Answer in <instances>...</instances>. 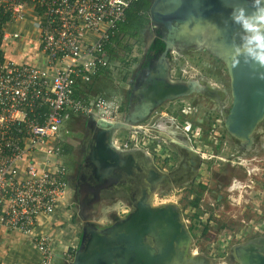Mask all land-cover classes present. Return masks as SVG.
<instances>
[{
	"label": "rangeland",
	"instance_id": "374dc122",
	"mask_svg": "<svg viewBox=\"0 0 264 264\" xmlns=\"http://www.w3.org/2000/svg\"><path fill=\"white\" fill-rule=\"evenodd\" d=\"M263 21L264 17L260 22H250L246 25L243 40L248 39L253 31L260 28ZM179 30L180 28L177 31ZM216 31L215 27L211 26L198 36L190 31L185 35L175 34V38L169 42L171 44L169 59L164 61V72L169 75L171 71L172 74H176L179 70L183 74H189L185 76L187 79L201 80V85L202 80H213L219 87L223 86L221 97L220 92L217 91L210 94L198 93L200 84L194 80L189 81L191 86L196 87V89L190 88L191 95L197 93L209 96L214 101L211 109L200 110V107H195L194 112L200 110L202 114L198 115L204 114L205 117H198L195 113L194 117L185 118L196 129L192 132L191 141L182 140L177 134L173 135L161 129L159 133L150 132L151 137L147 135L148 139L156 141L161 148L156 147V150L151 148L147 151L148 149L141 142L144 127L139 126L140 123L137 122L138 117L142 119L150 111L147 106L142 112L138 111V117L126 120L128 130L118 129L114 134L115 137L117 136V143L123 148L124 145L127 147L129 138L133 142V148H130L131 151L126 155L129 161L134 160L139 167L142 165V168L157 167L160 172H163L162 167L170 170L179 160L188 158L181 146L170 143L172 140L185 147L191 145L195 147L194 151L198 153L197 156L194 155L197 162L195 164L200 168L193 166L192 169L187 170L185 181L168 183L167 192L160 189L159 182H155L150 187L152 193L151 197L148 195L150 199L144 203L151 208L164 205L177 211L190 237L187 246L182 248L183 264H241L236 255V248L249 243L257 244L258 247L260 244L264 245V162L260 166L256 161H248L254 158L264 160V121L252 135L251 145L244 144V141L230 133L225 135V141L222 146L220 145L219 134L223 129V123L226 125L233 99L226 65L213 50L209 49L219 45L215 38ZM150 42L151 36H147L143 42L136 43L130 53H126L118 43L113 45L117 52L116 57L122 58L123 62L118 60L113 62L106 75L98 78L92 88L99 91L95 97H103L109 103V115L106 117L110 122L122 119L123 115L118 109L122 103L126 78L129 79L127 76L131 67L129 64H133V68L139 67ZM133 43L131 41L129 45ZM196 101L201 102V98L197 97ZM189 104L186 100V108ZM190 105L193 107L192 104ZM167 107L170 111L174 110L172 106H166L164 110ZM226 108L228 109L225 112ZM161 111H158L152 120L156 118L158 121L162 118L163 122ZM97 118L101 120L100 116ZM169 123L176 125L170 114L165 118L163 125L169 128ZM135 126L139 128L136 131ZM89 127H94L91 118L80 121L70 116L65 120L62 130L67 137H70V145L75 146L78 144L76 138H83ZM146 152L150 154L149 157ZM165 160L166 164H163ZM242 160H246V163L240 165L243 163ZM65 162L69 163L67 160ZM184 163L189 167L188 161ZM160 172L155 170L158 175ZM226 174L230 178L228 180H231L228 184L229 191L224 189L225 180L221 177ZM135 177L138 178H128L122 183L109 182L94 200L90 210H87L86 221L101 231L121 225L128 218L124 212L128 210L129 202L133 203V199L141 200L142 197L135 193L141 181L139 176ZM69 195H71L70 188H68V197ZM146 240L156 248L154 237L148 236ZM54 264H64L59 255L55 258Z\"/></svg>",
	"mask_w": 264,
	"mask_h": 264
},
{
	"label": "built area",
	"instance_id": "2783aa9c",
	"mask_svg": "<svg viewBox=\"0 0 264 264\" xmlns=\"http://www.w3.org/2000/svg\"><path fill=\"white\" fill-rule=\"evenodd\" d=\"M141 1L0 0V17L29 21L41 47L36 65L0 57V229L26 237L38 251L37 264L55 262L58 239L44 221L68 199L65 120L97 111L114 122L105 99L87 105L75 93L111 68L106 47ZM3 30L4 24V40L19 38ZM68 248L63 257L72 262Z\"/></svg>",
	"mask_w": 264,
	"mask_h": 264
},
{
	"label": "water",
	"instance_id": "95a60500",
	"mask_svg": "<svg viewBox=\"0 0 264 264\" xmlns=\"http://www.w3.org/2000/svg\"><path fill=\"white\" fill-rule=\"evenodd\" d=\"M149 17L150 27L163 28L167 33L162 39L166 49L164 57L171 51L169 42L175 34L185 35L190 31L198 36L211 26L215 27L219 45L212 46V50L226 65L232 89V106L225 126L232 136L251 145L252 135L264 121V21L248 39L243 40L242 36L246 25L260 22L264 17V0H152ZM241 43L244 48L237 47ZM166 88V97L186 95L190 90L167 83ZM90 118L99 128L93 153L96 164L109 173L120 164L129 166V163H122L119 155L126 150L112 141L107 145L104 139L118 129L128 130L126 123H108L94 115ZM143 206L141 203L121 225L108 230L85 227L74 260L65 263L183 264L182 248L187 246L190 237L179 223L178 214L172 208L166 215L164 209L158 211ZM148 236L154 237L156 248L147 242ZM261 249L249 243L235 251L241 264H264Z\"/></svg>",
	"mask_w": 264,
	"mask_h": 264
},
{
	"label": "flooded vegetation",
	"instance_id": "af4514ba",
	"mask_svg": "<svg viewBox=\"0 0 264 264\" xmlns=\"http://www.w3.org/2000/svg\"><path fill=\"white\" fill-rule=\"evenodd\" d=\"M145 34L146 36L144 39H146L147 36H151V42L148 44L146 48V52L142 58V61L139 63V67L133 68V64H132L128 70L127 76L129 77V79L126 78V85L122 97V103L118 109V111L123 115V117L122 119H120L115 123L124 124L126 123V120H128L129 118L138 117V111L140 110L142 112L143 108L147 106L149 108L148 110L150 111L142 119L138 117L139 120L137 122L140 123L139 126L144 127L143 128L144 132L141 134L142 135L141 142H143L144 147L148 149L147 151H149L151 148L155 150L156 147L161 148V145L154 140L151 141L150 139H148L147 135L151 137L149 135L150 132L159 133V130L161 129H164L165 131L173 135L177 134V136L180 137L182 140L187 139L191 141L190 139L192 136V132H194L196 129L193 128V124L191 125L185 118L194 117L195 113L196 115L202 114V111H200L202 110V108L207 110V109H211L213 106L214 101L209 96L206 97L197 93L191 95L189 91L186 95H179V96L174 95V96L166 97L165 96L167 93L166 83L174 87L185 86L188 87L187 90H189L190 88L196 89V87L191 86L192 84L189 82L194 80L195 82H198V84H200L198 88V91L200 92L198 93L203 92L210 94L214 91H217L218 93L220 92L221 97L223 95V90H222L223 86L219 87L216 84V82L213 80H209V81L202 80V85H201L200 82L201 80L196 78L187 79L186 77L189 74L188 73L183 74L179 70L176 71V74L175 73L172 74V71L170 72V75L165 73L164 61L166 59H169L171 51L168 52L167 55L168 57H164L166 49L164 48V46L163 48L159 47L157 45V42L162 43V39L165 37V34H167L166 31L163 28L156 30L149 26V30ZM197 97L201 98V102L196 101ZM186 100H188V102L192 104L193 107L189 104L186 108L185 105ZM166 106H172L174 110L170 111L169 107H167L164 110ZM195 107H200V110L198 111L196 110L194 112ZM227 109L228 108L225 109V112L227 111ZM160 110H162L160 114L163 116L164 120L170 114L173 116L176 125L173 126L171 123H169L168 124L169 128H167L163 125L164 120L162 122V118L158 119V121L156 120V118L152 120L153 116ZM200 116L201 115H198V117ZM202 116L205 117L206 115L204 116L203 114ZM138 129H139L138 126H135V131ZM130 131L132 132V130ZM206 131L208 130L206 129ZM226 134H228V130L225 124L223 123V129L219 134L221 146L225 141ZM98 136H99V128H97L96 123H94V127L87 128L86 135H84L83 137L84 139L76 138V140H78L77 141L78 144L75 146L70 145L69 151H66L65 149V154H64V162L65 160L69 161V163L65 162V166L68 173L67 176L68 188H70L71 190V195H69L68 198V203H69L68 205L71 208L73 218L78 221V222L76 221V223H78L79 225L78 230L80 234H82L84 230H86V228H90V229L91 227L93 228V225L89 224L86 221L85 214L87 210H90L94 200H96L99 193L105 189V186H107L109 182L122 183L128 178L135 179L138 178L135 176L140 177L141 179L139 184L140 186L135 191V193L141 195L142 197L141 200L133 199V203L129 202L130 206H128L127 207L128 210H125L124 212L126 216H129L133 212L137 211L141 203H143L144 208L149 207L147 204L144 203L145 201L149 200L151 197L150 194L152 193L150 187H152V184H154L155 182H159V185H161L160 189L162 188L164 189L163 191L167 192L166 188L169 187L168 183L173 184L178 181H185L187 177L186 172H188L187 170H189L190 168L192 169L193 166H197V164H195L197 162H196V157L194 155L197 156L198 153L194 151L195 147L193 145L185 147L184 145L183 146L180 145L177 141L172 140V142H170L172 145L181 146V148L185 150L184 153L186 156H188L187 159L185 158V160L182 159L179 160L177 165L174 164L173 166L174 168L170 170H167L165 167H162L163 172H160V169L157 167L152 169L149 167L142 168V165L141 167H139L138 164L134 162V160L129 161L128 158H126V155H128V153L131 151L130 148H133V142L129 138V141L127 142V147L124 145L125 148L123 149L127 151L119 153L122 159V163H129V166L124 167L122 164H120L112 168L111 173H109L107 169L104 170L102 167L97 165L95 159H93V153L94 150L96 149V145L99 139ZM67 139L70 140V137H67ZM104 139L107 145L111 141L112 142L114 141L115 145L118 144L117 136L115 137V135L112 132L108 133ZM216 145L219 146V144ZM146 155L147 157L150 156V154L147 152ZM202 159L204 160V158ZM236 159H238V157H236ZM186 161H188L189 167H187L188 164L186 166V164L184 163ZM242 161L243 163L240 165H243L244 162L246 163V160H242ZM248 161L249 162L256 161L260 166L261 163L264 162V160L256 159V158L252 160L248 159ZM163 164H166V160L163 162ZM250 165L253 164L250 163ZM156 169L159 170L160 175L155 173ZM182 171H184L185 173H182ZM107 173L108 175H106ZM221 177L224 178L225 180L224 189L229 191L228 184L231 180L228 179L230 178L227 177V174L226 176L221 175ZM232 189L233 187L231 188V190ZM169 208L172 207L170 206L165 207L163 205L162 207L152 208V209L158 211L164 209L167 215V210ZM172 210L177 213V211H175L173 208ZM178 218H179V223L185 229L184 225L180 221L179 215ZM84 224H86V228H84ZM259 247H262L264 250V245L260 244ZM263 250L262 253L264 254Z\"/></svg>",
	"mask_w": 264,
	"mask_h": 264
},
{
	"label": "crops",
	"instance_id": "0c3cea01",
	"mask_svg": "<svg viewBox=\"0 0 264 264\" xmlns=\"http://www.w3.org/2000/svg\"><path fill=\"white\" fill-rule=\"evenodd\" d=\"M4 33L7 36L18 34V39H9L1 41V56L3 60L12 61L17 64L36 65L41 61V47L37 40V34L29 21L9 22L4 24ZM84 117L79 120L83 121ZM87 119V118H86ZM65 134V133H64ZM67 137V134H65ZM67 140L66 151H69L70 140ZM68 202L62 206L57 214L51 218L50 222L45 220V226L50 225L53 235L58 239L56 258L58 255L65 263L63 252L68 248L74 250V256L83 237L78 230V223L73 218L71 208ZM81 221V220H80ZM78 222V221H77ZM77 226V227H76ZM86 224H84V228ZM94 227V226H93ZM43 227L40 230L45 229ZM46 231V229H45ZM40 257L35 246L27 240L22 234L17 232H8L0 229V262L4 264H37ZM74 260V259H73Z\"/></svg>",
	"mask_w": 264,
	"mask_h": 264
},
{
	"label": "trees",
	"instance_id": "16d2710c",
	"mask_svg": "<svg viewBox=\"0 0 264 264\" xmlns=\"http://www.w3.org/2000/svg\"><path fill=\"white\" fill-rule=\"evenodd\" d=\"M151 2L152 0H143L139 3H135L127 11L126 21L118 26V31L116 32V36L112 39V42L106 47L107 52L110 53L109 54L110 64H112L113 62L117 60L123 62L122 58L116 57L117 52L116 50H114V47H113L114 44L118 43L119 46H122L123 50L126 53H130L133 49V46L136 43H141L144 41V38L146 36L145 33L149 30V26L151 22L150 17H149V7H150ZM0 20H1L0 22V48H1V41L3 38V34H1L2 33L1 28L3 24L9 21V17L1 16ZM128 41L129 43L131 41H133L134 43L129 45V43L127 44ZM157 45L161 48H163L164 46L165 48V45L163 42L162 43L157 42ZM0 52H1V49H0ZM0 56H1V53H0ZM129 66H131V64H129ZM108 71L107 70H102V72L100 71L99 72L100 76H98L97 79L101 76H105ZM93 86L92 84L85 86V87H88L89 90H82V91L78 90L75 93V98L77 100H82V101H86V103H90L91 101L94 100L96 94L99 93L97 89H92ZM65 149L66 148H64V150Z\"/></svg>",
	"mask_w": 264,
	"mask_h": 264
},
{
	"label": "clouds",
	"instance_id": "9594fccd",
	"mask_svg": "<svg viewBox=\"0 0 264 264\" xmlns=\"http://www.w3.org/2000/svg\"><path fill=\"white\" fill-rule=\"evenodd\" d=\"M110 54V53H109ZM100 78V77H99ZM97 79V78H96ZM96 79L93 81V83H92V86H93V84H94V82L96 81ZM81 91L82 90H89L88 89V87H84V88H81L80 89ZM100 98H103V97H95L94 98V100L93 101H91L90 103H86V101H83V102H85L87 105H92L94 102H96L98 99H100ZM104 99V98H103ZM82 101V100H81ZM109 104V103H108ZM96 116V117H99V115H98V113H97V111H95L94 113H92V114H90V115H87V116H72V117H74V118H76V119H80L81 117H84L83 119H89L91 116ZM102 120V119H101ZM104 121V120H103ZM94 122V121H93ZM95 123V122H94ZM109 123V122H108ZM113 123H115V122H113ZM63 134H64V131L62 132ZM114 142V141H113ZM115 144V143H114ZM120 147V146H119ZM121 150H123V148H120ZM69 198V197H68ZM67 202H68V199H67Z\"/></svg>",
	"mask_w": 264,
	"mask_h": 264
},
{
	"label": "bare ground",
	"instance_id": "6f19581e",
	"mask_svg": "<svg viewBox=\"0 0 264 264\" xmlns=\"http://www.w3.org/2000/svg\"><path fill=\"white\" fill-rule=\"evenodd\" d=\"M262 26H264V25H262ZM245 46V45H244ZM244 46H243V44L241 43L239 46H237V47H239V48H244ZM209 49H211L212 50V48L210 47ZM227 55H230V53L228 52L227 53Z\"/></svg>",
	"mask_w": 264,
	"mask_h": 264
}]
</instances>
